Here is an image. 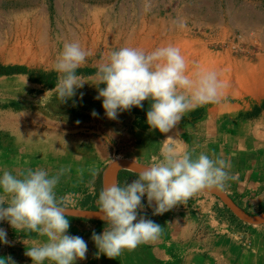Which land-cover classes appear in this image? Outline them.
Instances as JSON below:
<instances>
[{
    "label": "rangeland",
    "instance_id": "obj_1",
    "mask_svg": "<svg viewBox=\"0 0 264 264\" xmlns=\"http://www.w3.org/2000/svg\"><path fill=\"white\" fill-rule=\"evenodd\" d=\"M179 21L185 22L184 29L176 26ZM190 35L212 52L257 66L264 57V0H151L148 11L143 0H0V165L31 164L32 170L44 169L50 175L63 170L58 184L64 191L59 193L73 201L69 208L84 210L91 206L77 199L74 184L90 171L107 170L117 161L147 166L174 142L182 141L190 150L204 124L217 126L233 116L259 117L264 91H243L234 76L225 83L228 87L219 103L187 111L168 133L149 129L147 100L143 108L122 111L115 120L107 118L90 79L99 63L123 46L146 52L167 44L181 48L179 41ZM67 41H78L91 54L77 70L83 87L60 101L55 89L60 74L54 64ZM216 58L219 68L225 69L226 61ZM93 111L98 115L93 116ZM192 197L211 198L232 221L264 224L240 219L214 193L198 192ZM146 212L139 209L138 219H147ZM67 218L68 231L88 246L86 259L75 264H99L94 242L72 226L87 219ZM32 239L34 244L44 240L35 233L16 231L19 264H33L25 255ZM123 252L126 264H149L141 245Z\"/></svg>",
    "mask_w": 264,
    "mask_h": 264
},
{
    "label": "clouds",
    "instance_id": "obj_2",
    "mask_svg": "<svg viewBox=\"0 0 264 264\" xmlns=\"http://www.w3.org/2000/svg\"><path fill=\"white\" fill-rule=\"evenodd\" d=\"M146 11L151 0H143ZM179 29L186 27L179 21ZM91 53L78 41H67L56 58L54 69L59 73L55 89L60 101L72 98L83 87L77 70ZM96 99L108 119L115 120L122 111L143 108L150 101L146 122L149 129L168 133L183 115L198 105L219 103L226 84L212 70L189 72V64L178 46L167 44L150 52L123 46L111 51L98 65L93 77ZM104 85V87H100ZM93 116L98 113L92 112ZM136 179L131 183H111L101 188L96 200L97 213L106 223L102 234L92 233L99 254L109 259L124 250L159 239L162 228L140 216L142 197L155 203L154 215H162L177 204H184L194 194L204 190L225 191L231 175L230 161L213 159L201 152L189 151L182 141L162 148L160 158L153 163L137 165ZM63 170L50 175L44 169H28L13 174L4 170L0 175V221H7L17 232L35 233L44 240L28 248L25 255L33 264H75L86 259L87 242L69 235L68 196H58L56 187ZM6 205V206H5ZM7 233L0 229V243L8 244ZM0 264H15L9 256Z\"/></svg>",
    "mask_w": 264,
    "mask_h": 264
},
{
    "label": "crops",
    "instance_id": "obj_3",
    "mask_svg": "<svg viewBox=\"0 0 264 264\" xmlns=\"http://www.w3.org/2000/svg\"><path fill=\"white\" fill-rule=\"evenodd\" d=\"M258 123H261L260 127H257ZM189 151L197 155L204 152L213 159L223 158L230 161L229 172L236 176V179L227 182L224 192L249 214L264 213V111L259 117L233 116L223 118L217 126L202 125L196 136L195 146ZM29 165H22V167L2 164L0 175L4 170L13 174L26 173L32 168ZM105 174L106 170L90 171L81 181L74 184L75 190L78 191L77 199L88 201L86 206L87 208L91 206L89 210L97 209L96 200L101 188L105 186ZM135 174L136 172L129 169H119L115 183L121 185L131 183L137 178ZM63 191L58 184L57 195L64 196L59 193ZM213 203V200L208 197H191L184 204H177L162 215H154L155 203L150 205L146 195L142 197L141 210H147V219L154 221L162 228L158 240L141 244L144 247L145 262L149 264H264V224L246 226L232 221L224 214L222 208L215 207ZM7 223L0 221V229L6 231L9 242L8 244L0 243V258L10 256L15 264H19L16 258V230ZM72 226L74 230L84 232L91 241H93L91 238L93 232L102 234L106 228V224L96 222L94 219L74 222ZM68 234L76 236V233L72 231H68ZM33 242L32 239L29 245L33 246ZM18 247L21 249V243ZM124 255L122 252L115 259H109L99 254V264L101 262L126 264ZM48 263V261L44 262V264Z\"/></svg>",
    "mask_w": 264,
    "mask_h": 264
},
{
    "label": "bare ground",
    "instance_id": "obj_4",
    "mask_svg": "<svg viewBox=\"0 0 264 264\" xmlns=\"http://www.w3.org/2000/svg\"><path fill=\"white\" fill-rule=\"evenodd\" d=\"M145 43L147 45L150 41H146ZM179 43L182 46L180 48L181 53L185 56L191 72L197 69L212 70L218 74V78L224 83L235 76L240 89L243 91L252 93L264 91V57L261 63L256 66L247 61L232 59L229 57V54L220 55V53L212 52L207 49L200 39L194 40L192 35L186 36L184 39L182 38ZM218 55L222 58V61H226L225 69L221 70L219 68L220 62L216 58L219 57ZM236 92L238 93L239 90Z\"/></svg>",
    "mask_w": 264,
    "mask_h": 264
},
{
    "label": "water",
    "instance_id": "obj_5",
    "mask_svg": "<svg viewBox=\"0 0 264 264\" xmlns=\"http://www.w3.org/2000/svg\"><path fill=\"white\" fill-rule=\"evenodd\" d=\"M137 165L135 163H130V162H125V161H117L109 165L108 169L106 170L105 174V186L115 183L116 179V173L119 169H129L132 171L137 172ZM143 166V165H142ZM200 192H211L219 197L225 202V204L242 220L248 223H262L264 222V213L261 215H252L243 210L241 207H239L235 202H233L223 191H218V190H204ZM71 213L70 217H75V218H82V219H94V220H101L97 213V209H76V208H70ZM103 221V220H102Z\"/></svg>",
    "mask_w": 264,
    "mask_h": 264
},
{
    "label": "trees",
    "instance_id": "obj_6",
    "mask_svg": "<svg viewBox=\"0 0 264 264\" xmlns=\"http://www.w3.org/2000/svg\"><path fill=\"white\" fill-rule=\"evenodd\" d=\"M94 221H96V222H100L101 224H106L104 221H102V220H94Z\"/></svg>",
    "mask_w": 264,
    "mask_h": 264
}]
</instances>
